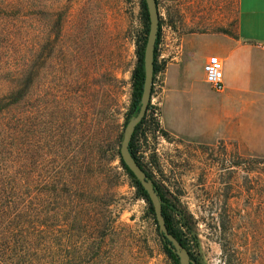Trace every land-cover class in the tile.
Masks as SVG:
<instances>
[{"label":"rangeland","instance_id":"374dc122","mask_svg":"<svg viewBox=\"0 0 264 264\" xmlns=\"http://www.w3.org/2000/svg\"><path fill=\"white\" fill-rule=\"evenodd\" d=\"M156 1L162 21L156 47L160 67L166 61H158L160 55L177 44L178 36L234 30L237 0ZM18 2V10H0V96L13 87L17 67L21 80L32 83L0 120V129L18 136V143L7 138L0 151L18 144L39 210L47 197L58 202L60 179L73 182L71 199L60 202L68 219L58 215L50 223L55 224L54 255H64L66 247L72 264H78L73 247L85 237L78 235L73 217L82 210L92 225L111 219L117 226L99 254H81L83 264H171L118 157L103 165L95 151L108 128L107 134L122 139L131 116L126 114L142 29L140 0ZM153 116L167 135L151 129L140 141L139 154L176 211L189 220L201 263L264 264V154L233 142L176 135L161 125L160 105ZM47 179L56 191L45 189ZM64 229L70 232L65 239Z\"/></svg>","mask_w":264,"mask_h":264},{"label":"trees","instance_id":"16d2710c","mask_svg":"<svg viewBox=\"0 0 264 264\" xmlns=\"http://www.w3.org/2000/svg\"><path fill=\"white\" fill-rule=\"evenodd\" d=\"M18 7L20 8L18 0L0 1V10L2 11L18 10ZM17 12L19 13L20 10ZM140 16L142 29L138 32L136 40L137 62L131 73V96L129 109L126 114L128 117L135 111L139 104L143 84V51L148 32V15L144 0H140ZM161 23L162 21L159 18L153 56V80L155 73L160 68H164L165 65L163 64L160 67L157 65L156 59V47L160 37ZM220 32L233 35V32H225L223 30ZM13 72L16 79L15 82H13V87L7 94L0 96V120L4 119L12 109L16 108L24 97L25 85L29 88L32 83L31 80L27 82L21 80V68L17 67ZM150 107L149 103L145 115L136 125L132 133L129 142V151L139 166L146 172L149 178L152 179L151 171L147 165L143 163L139 154L140 141L147 138L151 129L152 132L159 129L163 135H167V132L160 129L159 122L153 116V109H150ZM15 121H19L18 116L15 117ZM108 132L109 128L105 136H100V141L95 146L99 162L103 163V165H108L118 157L120 167L127 176L130 186L134 189V194L137 198L142 199L146 203L145 211L151 218L156 232L160 237L163 252L166 254L171 264H178L176 255L168 248L166 241L161 237L158 231L153 208L146 192L130 170L124 165L120 157L119 147L121 138L117 140V137H113L111 133L110 135L107 134ZM13 133L14 134H10L8 130H5V126L2 127L0 129V146H6L7 138H11L18 143L17 132L14 131ZM102 133L105 132L103 131ZM13 148L14 150L8 149V151H0V165L2 166H0V171L2 172L0 173V264H72L73 260L67 255L68 248L65 247L66 245H64V255L60 257L54 255L55 245L53 244V237L55 233V224L53 225L50 223H52L58 215H63L65 221L68 219L65 217L68 214L65 212L66 210H62L61 207L63 204L61 205L60 202L65 198L68 200L71 199V185L73 182H69V178L60 179L59 190L63 192V194L58 196V202L52 201L51 198L47 197L48 202L44 205L42 204L43 206L41 210H39L40 206L36 205V201L33 200L31 196V191L28 190V188L33 187L34 183L24 178L23 175L18 144H15ZM152 180L162 200V214L168 231L186 248L190 257L196 264H202L200 254H198L199 241L192 227L189 225V220L185 213L183 211H176L175 206L166 197L162 188L156 184L154 179ZM42 183L48 191H56V186L50 179L44 180ZM62 202L64 203L65 201ZM78 208L79 207H77V209ZM73 219L76 224L74 227L78 235L85 237L73 247V251L79 253L76 263L83 264L84 257L81 254H84L86 251L99 254L102 251V242L107 236L114 234L117 226L115 225V220L111 219L107 225L103 223L99 224V220L92 225V223L88 222L86 214H84L82 210H76ZM182 229H184L185 232H183ZM69 233L70 232L66 231V229L62 230L63 239L68 238L69 236L67 235ZM87 238H94L92 239L93 242L91 244H85L84 241H86ZM64 242L66 243V241ZM192 249H195L196 254Z\"/></svg>","mask_w":264,"mask_h":264},{"label":"crops","instance_id":"0c3cea01","mask_svg":"<svg viewBox=\"0 0 264 264\" xmlns=\"http://www.w3.org/2000/svg\"><path fill=\"white\" fill-rule=\"evenodd\" d=\"M165 55L161 125L185 138L233 142L264 154V0H237L233 35L185 33ZM211 55L222 62L219 92L204 79Z\"/></svg>","mask_w":264,"mask_h":264},{"label":"water","instance_id":"95a60500","mask_svg":"<svg viewBox=\"0 0 264 264\" xmlns=\"http://www.w3.org/2000/svg\"><path fill=\"white\" fill-rule=\"evenodd\" d=\"M148 15V32L143 51V84L139 104L129 117L122 134L119 154L124 165L134 175L143 190L146 192L153 208L158 231L166 241L168 248L176 255L178 264H196L185 247L167 229L162 214V200L156 186L146 172L139 166L129 151V142L136 125L142 120L150 102L153 82V56L157 38L159 14L156 0H144Z\"/></svg>","mask_w":264,"mask_h":264},{"label":"built area","instance_id":"2783aa9c","mask_svg":"<svg viewBox=\"0 0 264 264\" xmlns=\"http://www.w3.org/2000/svg\"><path fill=\"white\" fill-rule=\"evenodd\" d=\"M164 59H166V55L162 53L158 61H165ZM203 72L206 84L216 92L221 91L223 88V68L221 60L215 55L209 56L203 65ZM162 83V72L158 71L154 75L149 102L151 106L150 109H153V112L156 111L157 107L160 105L159 96L162 90Z\"/></svg>","mask_w":264,"mask_h":264}]
</instances>
